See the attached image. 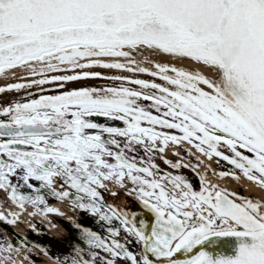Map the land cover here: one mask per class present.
Instances as JSON below:
<instances>
[{
    "label": "snow or ice",
    "instance_id": "obj_1",
    "mask_svg": "<svg viewBox=\"0 0 264 264\" xmlns=\"http://www.w3.org/2000/svg\"><path fill=\"white\" fill-rule=\"evenodd\" d=\"M144 55L190 61L212 76L145 66L136 59ZM17 69L31 79L0 93L35 86L39 94L0 107V190L19 210L0 221L16 224L26 206L29 216L62 215L50 196L110 225L106 236L77 225L82 245L57 264H264V200L203 176L194 191L183 176L157 177L150 155L129 156L136 146L149 154L187 143L232 166L219 176L264 188V0H0V77ZM108 183L131 184L128 195L154 222L105 207ZM121 229L142 246L139 256L117 239ZM21 252L35 264L24 241L0 242V264H22Z\"/></svg>",
    "mask_w": 264,
    "mask_h": 264
},
{
    "label": "flooded vegetation",
    "instance_id": "obj_2",
    "mask_svg": "<svg viewBox=\"0 0 264 264\" xmlns=\"http://www.w3.org/2000/svg\"><path fill=\"white\" fill-rule=\"evenodd\" d=\"M118 83V82H117ZM135 87V86H133ZM147 104L148 102H144ZM102 122L109 123L111 126L115 127H122V122L120 121H104L103 118H98ZM137 150L135 152L129 153V156H135L137 159V162L140 161V158L143 157L145 161H147L148 156L150 155L152 157V163L157 165V169H153V172L157 177L165 176L167 174L171 175H180L187 179V181L192 185L194 191H199L201 188V176L204 177V175L201 173L200 167H201V160L198 153L195 148L191 147L187 143H182L181 145H172L169 144L165 146V150L163 153H160L158 151L145 154L143 150L140 148V146H136ZM215 165L216 167L223 168L224 170H230L232 168L231 165H229L227 162L220 160L219 163H217V159L215 158ZM180 161L182 164H188L190 167H181L179 169H174L171 167V163H175L177 161ZM165 161H169L170 163H165ZM147 178V177H146ZM231 180L233 183H235V189L237 191V194L239 196H242V189L240 185L231 177ZM215 184V183H214ZM219 188L225 189L219 184H216ZM131 188V184L126 183L124 188H120L114 183H108L107 190L100 189L101 196L103 197V204L104 206L112 205L114 207H117L121 210L128 211L129 213H135L137 218V224L139 220H144L149 226L154 222V216L151 212H149L147 209L143 208L142 204L139 202V200L134 196L128 195L127 190ZM226 190V189H225ZM116 192L117 195L113 196L111 193ZM48 199L52 197H47ZM237 202H240L239 200ZM74 217L71 219H67L65 217H59L63 220L69 221V225L64 223L63 221L60 223L62 230V235L58 236L59 239H54L51 243V249L48 251V254H50L53 258H55L57 261L63 262L67 258L69 261L71 259V256L73 255V249L75 246H66L63 244V241L61 240L64 236L68 234V226L71 224H77L83 219L88 218L87 216L89 213L87 211H81L77 209V212H74ZM93 216V215H92ZM97 218L96 221H93L91 225L98 231L106 232V228L110 225L99 221V218ZM112 227H119V224L117 221L112 222ZM105 236V235H104ZM126 246L131 250L133 253H135L137 256L140 255L142 252V246L140 244H137L134 242V237L132 241L125 242ZM182 258V256L178 257ZM155 260V257L152 258ZM125 261L123 260H117L116 263H123ZM159 264H166V261H161Z\"/></svg>",
    "mask_w": 264,
    "mask_h": 264
},
{
    "label": "rangeland",
    "instance_id": "obj_3",
    "mask_svg": "<svg viewBox=\"0 0 264 264\" xmlns=\"http://www.w3.org/2000/svg\"><path fill=\"white\" fill-rule=\"evenodd\" d=\"M91 70L92 71H99V72H102L105 74H124V75H130V76L133 75L131 73H119L117 70H109V69H101V68H94ZM135 76L137 78H141V79H149V80L153 79L152 77H149L146 74H141V73H137V74H135ZM25 78L31 79V77L28 76V74L26 72L17 69L14 74L12 72H9L5 76L0 77V86H5L8 83L23 82ZM157 82H159V81H157ZM106 83L111 84L112 82L104 81V80H89V81L83 82V84L85 86H102V85H105ZM44 87L45 88H54L55 85H45ZM28 92H31L33 94H39V88L34 86L31 89H27V90H20V91L12 90V91H6L4 93H0V107L4 106L6 103H15L18 101H22ZM48 94H51V93H48ZM200 156L202 157L203 155L201 154ZM215 162H216L215 159L212 158L210 160V165L215 167L216 166ZM230 179H231V177H230ZM235 181L237 182L238 180L235 179ZM237 183L240 184L239 181ZM215 184H219V183H215ZM233 184H235V183H233ZM23 191H27V190L24 189ZM0 194H1L0 195V205L4 204L10 210L16 209L15 211H19L16 208V206L11 203V201L7 198V196L5 195V193L2 190H0ZM58 200L60 201L62 209L65 212V215H62V216H64V217L66 216L67 219L73 218L74 213L72 211L77 212V209H74L71 206L70 202H68L66 200H60V199H58ZM55 201H57V199H52V198L48 199L49 205ZM31 211H32V209L30 207L26 206V208L22 212H20L22 214L23 218L25 219V221L24 222H17V223H19V224H17V226H12V225H10V226H12L13 228H16L18 230H25L27 227H31L32 225H34L33 221H37L40 224H43L42 223L43 221H50L55 226V230L49 231L43 224L44 229L47 230L49 233L53 234L54 236H60L63 234L62 233L63 229L61 228V225L56 221V219H57L56 217L58 215L49 214L47 216V218H44V217H41L38 215L29 216L28 213ZM0 222H3V221H0ZM1 231H2V235H1L0 242H3L6 239L10 238V235L7 232H5V230L2 229ZM52 240H51V242H52ZM20 254L21 255L23 254L22 256H24L23 252H21ZM37 254H40V252L37 249H35V250L31 249V255L33 256L34 260L35 261H41V258ZM25 263L27 264L26 261H25ZM123 264H125V263H123Z\"/></svg>",
    "mask_w": 264,
    "mask_h": 264
},
{
    "label": "bare ground",
    "instance_id": "obj_4",
    "mask_svg": "<svg viewBox=\"0 0 264 264\" xmlns=\"http://www.w3.org/2000/svg\"><path fill=\"white\" fill-rule=\"evenodd\" d=\"M136 59L143 65L145 66H151L152 63L156 62H166V63H174L177 64L178 66H183L188 70H201L205 71V74H207L209 77L212 76L211 72H207L206 70L202 69L201 66L196 65L190 61H177L174 60L170 57L166 56H149V55H144V56H137ZM201 160V173L204 175V178L207 182L209 183H219L221 186H223L228 192H235L237 193L235 189V184L231 181L230 177H221L218 175L220 170L214 168L213 166L210 165V160L207 159L205 156H200ZM210 169V170H209ZM239 185L242 189V197L245 198H251L255 202L256 200H264V188L259 187L256 185L254 182L248 181L246 178H244L242 175L240 176ZM1 195V194H0ZM3 196V195H2ZM49 206L55 207L59 210L62 215H65L64 210L62 209V206L60 204V201H55L52 202ZM16 210V209H15ZM15 210H10L7 206L0 205V212H3L5 214L15 211ZM66 217V216H65ZM25 219L23 218L22 214L20 213V218L18 222H24ZM44 226L49 230V231H54L55 226H53V223L50 221H43L42 222ZM16 223L12 226H17ZM23 255V254H22ZM20 253L17 254V259L22 262V264H26L23 256ZM39 257L41 258V261H35V264H57L56 261L46 258L41 254H38Z\"/></svg>",
    "mask_w": 264,
    "mask_h": 264
},
{
    "label": "trees",
    "instance_id": "obj_5",
    "mask_svg": "<svg viewBox=\"0 0 264 264\" xmlns=\"http://www.w3.org/2000/svg\"><path fill=\"white\" fill-rule=\"evenodd\" d=\"M87 217L88 218L81 220L77 224H71L70 226H68V234L61 239L64 245L66 246L82 245L81 234L79 229L77 228V225L96 231L91 226V223L93 221H96L97 219L91 216L90 214ZM34 225L36 229L35 231L32 230V227H27L24 231H20L10 227L4 222H0V226L10 235V238L6 239L5 241H10L14 245H18L21 241H24L25 243H27L28 247L29 246L35 247V245H40L42 248L47 250L46 255L51 257V255L48 254V251H50L51 249L50 246L51 240L59 239V238H55L50 233H48L39 222L34 221ZM67 225L69 224L67 223ZM1 235L2 232L0 230V239H1Z\"/></svg>",
    "mask_w": 264,
    "mask_h": 264
}]
</instances>
